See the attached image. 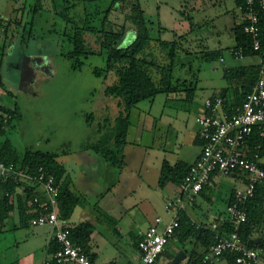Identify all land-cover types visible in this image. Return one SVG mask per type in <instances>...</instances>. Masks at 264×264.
<instances>
[{
  "label": "rangeland",
  "instance_id": "obj_1",
  "mask_svg": "<svg viewBox=\"0 0 264 264\" xmlns=\"http://www.w3.org/2000/svg\"><path fill=\"white\" fill-rule=\"evenodd\" d=\"M139 1L145 17L149 20L152 37L139 56L146 53L148 58H153L159 64L168 63L169 59L159 46L157 38H180L179 48L173 60L172 78L179 79L180 82L187 79L186 87L193 88L192 106L188 103L189 100L182 99L185 91L177 90L172 93L160 92L152 99L138 103L131 111L130 126L121 147L123 162L132 164L134 169V166L140 165V161H146V170L154 172L155 167L162 166L163 159L169 163L178 158L185 162L195 159L201 145L192 140V132H186L187 125L195 120L196 115H200L205 97L232 85V79L226 73L227 68L236 69L256 64L260 57L257 54L233 55L230 50L235 46L233 24L241 20V11L234 0ZM66 2L67 0H0V15L6 17L0 18V21L8 23L7 20H13L16 16H19L21 21L19 30L10 22L9 33H14L9 36L13 38L9 39L7 52H24L32 57V60L43 65L36 69L35 78L26 77L24 80L14 68L5 63L1 66L3 85L0 86V101L10 108L18 103L19 108L15 118L5 121L6 129L4 134H0V143L8 138L18 155L26 148L55 151L58 153V161L65 163L71 174L76 172L75 176L81 166L80 154L89 152L98 157L100 168L99 172L98 169L96 172L99 180L103 178L106 184L99 183L97 176L95 180L87 176V181L95 182V188L103 184V187H106L102 192L104 194L88 192L79 197L85 212L89 215L94 213L104 227L101 232H95L87 243L95 252L96 263L105 264L108 260L118 259L123 255V251L131 248L137 230L154 222L158 212L170 215L163 204L168 197L174 195L177 186L171 180H165L164 184L156 188V184H149L147 179L141 182L139 187L131 182L122 186L120 179L123 172L128 170L126 164H111L110 160L95 151L94 146L101 136L112 138L121 106L118 97L106 95L104 91L105 85L115 79L114 74L111 72L105 78L93 72L94 67L105 65V55L88 54L87 57H81L80 67L74 66L75 58L65 55L71 48L64 33L66 22L55 12L54 4L57 9H62ZM73 2L75 6L68 3L70 6L66 10L71 18L81 23L87 14L92 18V25L99 27L110 0L85 4ZM108 19L109 22L119 24L122 22V15L112 11L108 13ZM88 38L89 42L94 40L92 35ZM5 40L0 38V51L6 45ZM205 50H215L217 56L205 58L202 56ZM227 95H232L231 90L227 91ZM193 111L197 113L195 116ZM170 121L169 129V125L165 123ZM104 146L114 152L118 151L111 140H105ZM128 150L134 154H129ZM106 167L113 169L111 176L105 179ZM83 176L82 183L86 181L85 175ZM234 183L230 176L216 178L213 188L209 190L212 194L211 202L199 196V207L195 208V211L199 212L208 207L214 211H223L226 207V195ZM134 185L136 192L123 196L134 189ZM111 194H119L123 198L115 201L110 198ZM148 194H151V201L145 200ZM99 197H104L107 201L103 202L102 207L97 205ZM129 203L130 208H126ZM121 205L126 206V209L116 216L113 211L122 207ZM77 211L75 216L80 217V209ZM82 219L83 217H80L77 220ZM12 225L11 219H8L0 232V264H17L20 255L28 252L32 254L35 251L34 261H39L44 254L45 236L52 226L29 223L14 229L11 228ZM173 243L178 246L176 241ZM169 248L170 254L174 253L172 245ZM169 260L168 254L161 257L163 264H169ZM223 263L226 264V261L223 260Z\"/></svg>",
  "mask_w": 264,
  "mask_h": 264
},
{
  "label": "trees",
  "instance_id": "obj_2",
  "mask_svg": "<svg viewBox=\"0 0 264 264\" xmlns=\"http://www.w3.org/2000/svg\"><path fill=\"white\" fill-rule=\"evenodd\" d=\"M73 1L85 4L99 0H67L66 5L62 9H57L55 4L54 8L55 12L63 17L66 22L64 33L67 35L71 48L65 52V55L75 58L74 66L80 67L82 64L81 57H87L88 54L105 55V65L103 67H94L93 72L96 75H103L105 78L111 72L114 74L115 79L105 85L104 91L106 95L118 97V103L121 106L120 113L115 120V131L112 134V138H108L106 135L101 136L102 138L97 141L94 148L98 154H102L103 157L110 160L111 164L121 166L124 164L121 147L125 142V137L130 126L131 111L138 103L145 99H152L160 92L172 93L177 90H183L185 92L182 99L189 100L188 103L192 105L193 88L186 87L185 83H187V79H182L183 81L181 80L180 82L179 79L172 78V65L179 48L180 38L172 40L157 38L159 46L165 51L169 59L168 63L159 64L153 58H148L146 53L139 56L152 39L148 25L149 20L145 17L144 9L139 0H110V3L104 10L105 13L99 27L92 25V18L87 14L83 17L81 23L71 18L66 10L70 6L68 3H71L73 7L75 6ZM235 2L243 13L245 10L243 1L235 0ZM112 11L122 15L121 23L115 24L109 22L108 13ZM244 22L243 18L239 22H234L232 29L235 46L230 50L233 55H237L235 51L240 50L241 55L239 56L257 54L260 57V61L256 64L240 66L236 69H226V73L232 79V85L230 87H223L218 93L209 96L210 98L217 95L222 96L225 107L230 104L238 105L242 102L255 84L260 73V68L264 66V56L259 51L253 49L251 35L243 30ZM261 24L262 38H264V21ZM3 25L8 28L9 23ZM90 35L94 36L92 42H89L90 39L88 37ZM216 53L215 50H205L202 56L213 58L217 56ZM218 56L222 58L220 54ZM2 85L3 77L0 71V86ZM228 90H231L232 95H227ZM17 113L16 105L14 108H8L0 104V134H4L5 132V121L12 120L16 117ZM107 139L115 143L118 148L117 152L104 146ZM195 140L202 145L203 142L198 135L195 137ZM253 142L260 144L259 152L264 156V136L255 134ZM57 158L58 153L55 151H43L31 148H26L22 154L18 155L16 148L8 138L0 143L1 161L13 162L28 172H32L42 165L45 170L55 176V182L58 187L57 204L59 214L61 219H67L75 205L79 202V197L71 191L69 187L70 179L68 174H66V168ZM188 165L189 163L187 164L182 160H178L172 164L163 160L159 185L164 184L165 180H171L178 186ZM33 190V186L25 184L23 180L19 182L13 179H9L6 182L0 180V232L3 231L8 219L12 221L13 225L11 228L27 226L29 223L31 224L30 220L32 217L42 212L37 203L32 201ZM231 198L232 193L227 203L231 201ZM246 210L247 218L240 225L238 231L247 245L252 247L264 246L263 230H261V233L257 237H252L253 232L259 228H264L263 183L256 186L254 195L246 203ZM15 215L17 216V221L13 223L12 219L16 217ZM214 220L218 222V227L223 230L227 231L232 227L228 222L223 220V217H217ZM209 223L193 222L186 209L179 211V224L175 228L173 237L177 238L178 248L186 253V259L183 264L216 263L209 258L204 260L209 254L210 246L215 242L214 231L209 226ZM92 228V223L89 220L69 226L71 239L84 248V251L91 260L95 254L90 253L85 248V243L89 240ZM137 241L138 237L135 242L136 246ZM57 248L58 243L54 239L49 242L47 253L52 254ZM168 256L171 259L174 253L170 254L169 252ZM220 260L233 264L234 255L231 253L223 254L220 256ZM108 264H114V262L110 261Z\"/></svg>",
  "mask_w": 264,
  "mask_h": 264
},
{
  "label": "built area",
  "instance_id": "obj_3",
  "mask_svg": "<svg viewBox=\"0 0 264 264\" xmlns=\"http://www.w3.org/2000/svg\"><path fill=\"white\" fill-rule=\"evenodd\" d=\"M242 1L245 7L243 30L251 35L253 49L264 56L261 30L264 0ZM235 53L241 55L240 50ZM204 108L205 112L195 117L198 137L203 142L200 152L188 165L174 195L164 205L172 216L161 227L158 224L162 219L158 216L155 223L138 230L139 256L132 264H163L161 256L179 224V211L193 206L203 187L210 184L213 177L220 176H239L240 180L232 191L223 217L232 227L226 231L218 227V222H208L214 231L215 242L204 260L209 258L218 262L221 255L231 253L233 264L264 263V246L247 245L238 231L247 218V201L254 195L256 186L264 184V156L259 152L260 144L253 142L255 134L264 136V66L240 104L225 107L223 97L217 95L206 98ZM9 179L23 180L33 186L32 201L42 212L31 218V224H49L56 228L54 238L58 248L38 264H93L84 248L71 239L69 228L60 225L55 176L42 165L28 172L13 162L0 160V180L6 182ZM38 192L44 193V197Z\"/></svg>",
  "mask_w": 264,
  "mask_h": 264
},
{
  "label": "crops",
  "instance_id": "obj_4",
  "mask_svg": "<svg viewBox=\"0 0 264 264\" xmlns=\"http://www.w3.org/2000/svg\"><path fill=\"white\" fill-rule=\"evenodd\" d=\"M234 2H235V0H234ZM18 17L19 16H16V18L13 19V20L12 19L9 20V21L7 20V22L9 23L8 28H7V26L4 27V25H3V24L6 25V23H3V22L0 21V38L6 39L5 42H4L6 45H5L4 49H2V51H0V71H1V66L3 65V63H5L8 67L14 68L16 71H18L21 74L20 78L22 80H24V78H26V77H29L28 79H31V77L35 78L34 73H36V69L42 67L43 65L39 64L35 60H32L33 58L32 57H29L24 52L23 53H17V52L10 53L9 51L7 52V50H6V46H8L10 44L9 39L10 38L11 39L13 38V37H9V36H12L13 33H14V32L9 33L10 22H13L14 23V26H17L18 27V30L21 28V21L19 20L20 18H18ZM0 18H6V17H4L3 15H0ZM241 18H242V12H241ZM1 28H3V29H1ZM13 30H15V29H12V31ZM1 32H3V33H1ZM206 98L207 97H205V99ZM0 104L3 105V106L8 107L7 104H5L4 102H1L0 101ZM192 105H193V103H192ZM16 107H17V110H18V108H19L18 107V103L16 104ZM8 108H10V107H8ZM191 112H192V110H191ZM200 112H201L200 115L205 112V108H204L203 104L201 106ZM193 113H194V116H195V114H197L194 111H193ZM195 117H194V119H195ZM148 121H150V120H148ZM166 124L169 125L168 128L170 129L171 128L170 127L171 126V121L168 122V123H165V125ZM198 129H199V126H198V124H197V122L195 120H193V122H191L190 125H187V128H186V132H189V133L192 132V140L194 142H196L195 137L198 135ZM175 133H177V131H175ZM128 151H129V154H131V155L134 154V152L132 153V152H130V150H128ZM68 153L71 154V152H68ZM125 153H127V152H125ZM198 154L199 153H197L196 157L198 156ZM79 157H80L79 158V161H80L79 163H81V166H80V169H78V172H77V175L76 176H75L76 172L74 171V169H73V172H75V173L73 175V174L70 173V171L68 170V168L65 166V163H63L64 166H65V168H66V174H68L69 179H70V181H69V187H70L71 191L75 195H77L78 197L79 196H83V195H85L88 192H91V193H94V194L96 193L98 195L104 194L102 192L105 190L106 187L104 188L103 187L104 186L103 184H101V186L99 188H95L93 186V184L95 182L87 181V176H90L91 177V180H93V179L95 180L96 179V176H97L98 177V180H99L98 172H99V168L100 167H99L98 157L95 156V155H91V153H89V152H86L84 154H80ZM196 157H195V159H196ZM125 158L127 159V156H125ZM131 158H135V157H132L131 156ZM195 159H193L190 162H185L181 158H178L175 161H173V163L176 162V161H178V160H182L183 162H185L187 164L188 163L190 164ZM163 160H162V162H163ZM135 162H139V161H135ZM162 162H161V164H162ZM124 164H126V166H127V169H128L127 172L128 173L127 172H123L122 179H120L121 180L120 184L122 186H125L128 182H131V183H136L137 184L136 186L139 187L140 183L141 182H144L147 179L149 184H156L155 186H156V188H158L161 166L155 167V171L154 172L152 170H149V172H148L146 170V168L148 166L146 164V161L145 162H141L140 161V165L137 164V166H134V169H133L132 164H129L126 161H124ZM112 169L113 168H109V167H106L105 168V171H104L106 173L105 179L108 178L109 176H111L110 172H111ZM96 170L98 172H96ZM83 175H85L86 181L82 183V180L84 178ZM216 178H218V177H213L212 178L211 183L208 184V185H206L203 188V190L200 192V194L198 195V197L199 196L200 197L202 196L205 200H207L208 202H211V197L210 196H212V194L210 193L209 190L211 188H213V183H214V180ZM232 178L235 181V183L231 186V189L228 191V193L226 195V198H225V206L227 205V201H228V199H229V197H230V195H231L234 187L237 186L239 184V182H240V180L237 177H232ZM100 182H103L104 183L106 181L102 178L101 180H99V183ZM104 184H106V183H104ZM155 186H154V188H155ZM133 188L134 189H132L131 191L129 190V193H124L123 196H126V194H134L136 192L135 185H134ZM36 190L38 191L39 188H37ZM155 191H157V189ZM38 194H40V195H42L44 197V193H39L38 192ZM108 194H109V191H108ZM121 195H122V193H121ZM121 195H119V194H113L112 195L111 194L110 195V198H113V200H115V201H119V198L122 197ZM198 197L196 198L195 204L193 206L186 208V211L189 214V216H190V218H191V220L193 222L207 223V222L215 221L214 218L224 217L225 209L223 211H221L219 209H217V210L214 211V210L210 209V207H208L207 209H201L199 212H196L195 211V208L199 207V205L197 204ZM102 198L99 197L97 199V201H98L97 205H101L100 207H102V204H104L103 202L106 201V199L104 197H102ZM145 198H146L145 199L146 201H151V194H148V196H146ZM168 198H170V197H168ZM101 199L103 201H101ZM80 200L81 199L79 197V202L75 205L72 213L70 214V216L67 219H61L60 214H59L60 225L69 228V226L76 225L77 223L83 221L84 218H88V219H84V220H89L90 222H92L93 230L90 233V237H89V239H91L93 237V235H94L95 232H101V229L104 228V227L101 224V222L99 221V219L97 217H95L94 213H92V215H89L88 212H85V208L81 205ZM130 205H131V203L128 204V207L121 205L122 207L115 209L113 211V213L117 216V214H119L120 212L125 211L126 208H130ZM163 205H165V203ZM107 207L110 208V205L107 204ZM124 207H126V208H124ZM89 208H90V206H89ZM104 208L106 209V206H104ZM77 209H80V211H81L80 217H83V219L81 221H78L77 220L80 217H76L75 216V213L78 212ZM164 209H165V207H164ZM166 211L169 212L170 215H167L166 216V215H163L162 212H160V213L158 212L155 215L154 222L149 223L148 225L155 223L156 222V217L160 216L162 220L158 224V226L161 227L164 224V222L168 221L171 218V216H172V212L171 211H168V210H166ZM210 211H212V212L210 213ZM93 217H95V218H93ZM12 220L14 221L13 223H15L17 221V216L16 217H13ZM148 225H145L143 228H139L138 230L144 229ZM17 228H19V227H16L15 229H17ZM55 230H56L55 227H51V228L48 229L47 235L45 236V239H44L45 240V243H46L45 244V249H44V254L42 255V257H41V259L39 261H37V262L34 261L35 252H36L35 251V252H32V254L28 252V253H25L24 255H20L18 257L17 264H38L43 259H45L47 256H49L50 254L47 253V246H48L49 242H51V241H53L55 239L54 238ZM138 230H137L135 236H133V239H132V242H131V244H132L131 246L132 247L131 248H128L126 251H123V255H121L118 259H116V260H108L105 264H108L110 261H113L114 264H132L134 261L137 260V258L139 256V249L136 246L135 242H136V239L138 237L137 236L138 235ZM261 230L264 231V228H259L257 231L253 232L252 237H257L261 233ZM34 237H36L35 234H34ZM173 241H176L177 242V238L176 237H172L171 238L170 242L168 243V245H167V247L165 249L166 251H164V253H162V256L164 254H168L170 252V248L169 247L171 245H172V247L175 250L174 251V255L180 250L178 248V246L174 245ZM85 248L88 249V251L90 253H94L95 254V252L91 249V247H89V245H88L87 242L85 243ZM185 259H186V256L179 263L183 264L184 261H185ZM170 260H169V262H170ZM92 262H93V264L96 263V261H95V255H94V258L92 259ZM215 264H224V263H223V260H220V261L216 262ZM226 264H228V263L226 262ZM262 264H264V263H262Z\"/></svg>",
  "mask_w": 264,
  "mask_h": 264
},
{
  "label": "water",
  "instance_id": "obj_5",
  "mask_svg": "<svg viewBox=\"0 0 264 264\" xmlns=\"http://www.w3.org/2000/svg\"><path fill=\"white\" fill-rule=\"evenodd\" d=\"M186 256V253L183 250H179L170 260L169 264H178Z\"/></svg>",
  "mask_w": 264,
  "mask_h": 264
}]
</instances>
